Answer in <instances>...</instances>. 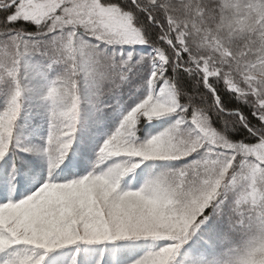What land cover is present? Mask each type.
<instances>
[{"label": "snow or ice", "instance_id": "snow-or-ice-1", "mask_svg": "<svg viewBox=\"0 0 264 264\" xmlns=\"http://www.w3.org/2000/svg\"><path fill=\"white\" fill-rule=\"evenodd\" d=\"M136 45L152 51L137 60ZM35 57L47 68L64 66L44 97L49 179L23 199L0 203V264H63L66 252L68 264H103L90 256L92 246L141 238L164 243L133 264H173L202 228L219 227L210 221L226 202L230 230L245 239L199 264H264V0H0V82L14 85L0 111V194L14 167L7 157ZM140 63L151 65L147 95L98 152V164L121 162L56 180L76 140L81 74L100 95ZM185 75L195 77L197 91L180 87ZM220 83L240 105L224 104ZM169 115L177 117L171 127L140 140L142 120ZM238 128L251 139H233ZM193 154L200 158L138 190L121 188L122 178L147 161ZM26 179L21 174L18 182Z\"/></svg>", "mask_w": 264, "mask_h": 264}, {"label": "trees", "instance_id": "trees-1", "mask_svg": "<svg viewBox=\"0 0 264 264\" xmlns=\"http://www.w3.org/2000/svg\"><path fill=\"white\" fill-rule=\"evenodd\" d=\"M60 69H62V67L58 68V70ZM150 73H151V65L148 63H140L137 65V68H135L134 72L132 73L129 72L128 77L131 76L130 78L133 79L129 78V80H126L122 84H120L119 87H112L111 85H106L104 87L102 94H100L99 97L96 96L95 98L96 101L101 100L102 102H111V103L114 102L113 103L114 105H116L115 103L119 101L124 105V107L122 114H119V111H117L119 110L117 106H114L112 108L108 107V108L96 109L98 120H100V122L98 123L99 127L101 124H103V126H106V128L109 129L110 127H115L117 126V124H119L118 122L122 120L123 115L128 113L131 110V108L134 107L135 104L138 103L143 98L142 96H144V93H146V88H147L146 81L150 76ZM132 75L136 76L135 79ZM194 81H195V77H188L185 75L179 79V85L183 90L197 91V89L194 88ZM10 83L11 82L8 80L0 82V111H2L6 107L7 101L11 96L12 84ZM217 88L221 92V99L226 106L233 107L236 105H240V101L236 100L235 95L231 93L228 89H226L223 83L218 84ZM199 91H201V94L206 95V90H199ZM204 102L207 103L210 101L206 99ZM242 107L245 112L250 111L248 105H243ZM176 119L177 117L174 116L173 120L170 119L167 120L168 123L163 127H159V128H155V127L153 128L148 121L142 120L140 124L137 126V136L140 138V140H146L149 138L148 134L150 133L154 134L162 131V129L168 127V125ZM157 120L154 121L156 123H159L157 122ZM213 123L217 128H223V123L221 119L214 117ZM170 125H172V123ZM30 130L31 128H27L25 130L23 125H20V123L17 124L14 134L13 145L7 157L10 165L14 166V167H9L8 169L10 185L14 186V190L16 191V196H14V200L22 199L25 196V194L29 193L30 189H27V185L25 186V184L32 183L33 178L38 177L37 179L40 180L39 181L40 185L49 179L48 178L49 171L47 167L48 164H44L43 157H41L36 152H34L35 145L31 141L29 142L25 140L26 139L25 134L29 135ZM231 136L233 137V139L236 140L251 139L247 135V130L241 128H238L236 131H233L231 133ZM42 138L43 137L41 136L40 139ZM76 138L77 140L74 142L75 145L71 148L70 152L68 153L65 159L66 162L64 163L63 166H60L61 172L57 173V170H55L53 173L54 178L58 181L60 180L66 181V179H68L67 175L69 178L77 179L83 175H87L88 173L94 170L96 171L106 170L108 167L109 162H105L104 164H99V165L96 164V161L98 159V154L93 149L95 148L94 144L96 138L82 134L76 136ZM74 159L79 161L78 172L77 171L74 172L72 171V169H70V164H71L70 162H72ZM181 163L180 165L177 164V166H175L174 168L183 167L187 163H189V161L184 162L185 165H181ZM157 165H159L157 167L159 168L162 166H167L169 164L168 162L165 163L164 161H158ZM3 167H4L3 161H1L0 170H2ZM151 168L152 167L148 168V165L146 166L147 170L150 169L151 171H154ZM153 169L156 168L153 167ZM21 174L27 178L26 181L22 183L18 182L20 180ZM122 189L124 190V188ZM5 201L7 200H4L3 202ZM226 205L227 204L225 203L224 206ZM218 220L219 222L221 221L224 222V226L221 225L220 231H219L220 228L219 229L216 228L218 229L219 232H216V234L214 233V235L205 232L203 235L204 236L208 235V236L204 239L199 238L201 240L197 239L196 241L195 238H197L198 236H195L193 237L194 242L192 244H195L196 242L200 241L201 246L205 249V246L210 248L209 242L212 241L217 242V246L213 248V251H215L216 253L219 252L218 254H220L221 257H223L226 251L230 247L239 244L241 242V239L244 234L240 232L231 231L230 224L227 223V220L226 221L221 219ZM210 223L214 225L215 221L212 220L210 221ZM208 228L205 229L207 231L208 230L210 231L211 228L209 229ZM218 233H220L219 234L220 238L215 240ZM222 234H227V236L229 237L228 241L222 240ZM96 248L97 250H95ZM111 253L113 254L110 255ZM100 255H103L102 257L103 264H133V261L137 259V255L134 253V251L129 253V250L126 249L124 242L107 243V244L92 246L90 249V256L93 257L94 259H100L101 258ZM213 257L214 254L212 256L211 254H208V257L205 259H213ZM67 258L66 260H63V264L68 263ZM190 258L197 259L198 256L196 257L194 254H192V257L190 256ZM49 264H51V261H49Z\"/></svg>", "mask_w": 264, "mask_h": 264}, {"label": "rangeland", "instance_id": "rangeland-1", "mask_svg": "<svg viewBox=\"0 0 264 264\" xmlns=\"http://www.w3.org/2000/svg\"><path fill=\"white\" fill-rule=\"evenodd\" d=\"M135 48L137 49V56H136L137 60L139 59L140 54L148 55L152 51L151 48H147L146 46H141V45H136ZM129 50L131 51V49ZM140 50H144V51L141 53ZM47 63L48 62L41 57H35L32 60V64L34 65V67L28 70L27 72L28 78L24 82L27 90L24 95L23 109L17 121V124L20 123V125H23L25 130L27 128H31L29 135L25 134L26 136L25 140L29 142L31 141L35 145L34 152H36L38 155L43 157V162L44 164H48L47 167L49 171L48 157L44 151V149L47 147V136L49 134V115H48V104L46 100L44 99V97H45V94L48 90V87L51 81L63 74L64 66L55 65L51 68H47L46 67ZM137 65L138 64H135L133 66V68L130 70L131 73L135 71V68H137ZM59 67H62V69H60L61 71L58 70ZM130 77H128L127 80H129ZM133 77L135 79L136 76L134 75ZM130 79H133V78H130ZM11 90L12 91L14 90L13 84H12ZM12 91H11V94H12ZM147 92H148V87L146 88V93H144V96L147 95ZM78 94L80 96L81 103H80V118H79V123L77 125L76 136L82 134V135H88L93 138H96V141L94 144L95 148L93 149L98 154L100 146L110 135H112L116 131V129L119 127L122 120L118 122L119 124H117V126L110 127L109 129H107L106 126H103V124H101L99 127L98 123L100 122V120H98L96 109L108 108V107L112 108L114 106H117L119 108V110L117 111H119V114H122L124 105L120 103L119 101L115 103L116 105L113 104L114 102L113 103L102 102L101 100L96 101L95 98L96 96L99 97V95L96 94V89L89 83V81L83 74H81L79 81H78ZM144 96L142 97L144 98ZM126 114H124L123 117ZM174 116L175 115H169V116H165L164 118H161L158 120L154 119V120H157V122L159 123H156L154 120H152L153 122L151 121L149 122V124H151L153 128L163 127L164 125L168 123L167 120L169 119L173 120ZM171 123L173 125L175 123V120L172 121ZM170 124L168 125V127H166L165 129H162V131L158 133L148 134L149 138L168 129L169 127L172 126ZM41 136L43 137L42 139L45 141L40 139ZM74 145L75 143L73 144V146ZM199 158H200L199 154H193L189 158L182 159L179 161H164L165 163L168 162L169 165L162 166L159 168H157L159 166L157 165L158 161H147L143 163L139 168H137L134 172L129 173L128 175L123 177L121 181V186L122 188H124V190H138L139 188L143 187L145 183H147L150 179H154L157 175L169 169H175L174 167L177 166V164L180 165V163L183 162L181 163V165H185L184 162L189 161L190 163ZM65 162L66 161L64 160L63 164H61L60 166H63ZM106 162H109L108 167H110L115 163H120L121 160L117 158H113ZM70 163H71L70 169H72V171L74 172L76 171L78 172L79 161L74 159ZM96 164L99 165L98 159L96 161ZM147 165H148V168L152 167L151 169L154 171H151L150 169L147 170L146 169ZM153 167L156 169H153ZM58 169H56L57 173L61 172L60 167ZM37 178L38 177L33 178L32 183L25 184V186L27 185V189H30V190H29V193L25 194L23 198H25L27 195L31 194L32 192H34L37 188L41 186L39 183L40 180ZM67 178L68 179L66 180L74 179V178H69L68 175H67ZM14 196H16V191L14 190V186L10 185V181L8 180V190L6 193L0 194V203H4L3 202L4 200H7V201L14 200ZM226 204L227 205L223 207V214L217 215L213 213V220L215 221L214 225H218L219 226L218 229L221 227V225L224 226V222L223 221L219 222L218 219H221L224 221L227 220V223L230 224L229 217L231 215V204L230 202H226ZM205 228L207 229L208 227L206 226ZM205 228H202L201 231L197 233L196 236L198 237L195 238V241L199 238L201 239L206 238L208 235L204 236L203 234L205 232H208L214 235V233L216 234V232H219L221 230V228L218 231V229H216L217 227H211L210 231L209 230L207 231ZM220 233H218L215 240L220 238V235H219ZM243 239H244V235L241 241ZM120 242L125 243L126 249L129 250V253L134 251V253L137 255V259L144 256L148 251L152 250L154 247L162 246V244L164 243L160 241H154L151 238H141L138 240H127V241H120ZM193 242L194 241L192 239L191 241H189L187 244H185L181 248L179 254L174 259L173 264H199L200 261L208 257V254H211V256L214 254L213 259L221 258V255L218 254L219 252L216 253L215 251H213V248L217 246V242H214V241L209 242L210 248L205 246V249L201 246L200 241L196 242L195 244H192ZM108 243H111V242H108ZM19 247L22 250L24 246H19ZM95 250H97V248ZM21 254H26V253L21 252ZM112 254L113 253H111L110 255ZM192 254H194L196 257L198 256V258L197 259L190 258V256L192 257ZM2 255L3 254H0V257H2ZM69 256H70L69 253L67 252L64 253L63 260H66V258ZM100 256L103 257V255H100Z\"/></svg>", "mask_w": 264, "mask_h": 264}]
</instances>
